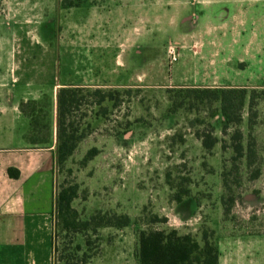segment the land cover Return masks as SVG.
<instances>
[{
    "label": "rangeland",
    "instance_id": "rangeland-1",
    "mask_svg": "<svg viewBox=\"0 0 264 264\" xmlns=\"http://www.w3.org/2000/svg\"><path fill=\"white\" fill-rule=\"evenodd\" d=\"M65 1L76 0H0V51L35 52L41 61L44 53L53 52L60 73L70 69L80 53L88 58L85 77L99 81L83 92L80 85L73 87L79 90L77 101L66 115L81 138L70 156L55 161L56 193L76 184L71 206L79 220L97 211L126 213L136 233L175 229L202 245L201 234L207 230L217 249V233L224 238L236 233L250 244V264H264V86L222 87L245 91L242 104L230 106L228 121L214 88L191 86L175 77L187 50V31L177 27L187 23L194 3L219 0H80L76 7H67ZM226 3L244 16L264 13V0ZM247 21L243 17L237 22ZM109 23L115 24L113 32L112 27L107 31ZM107 33L114 34L115 41H100L99 35ZM169 44L179 53L174 63L167 54ZM25 56L14 61L27 62ZM90 64L101 74H92ZM10 73H23V65ZM96 88L115 99L91 109L85 103ZM34 105L41 117L49 99L44 96ZM37 121L35 136L41 141L48 118ZM209 136L217 142L206 149L202 140ZM236 144L242 145L240 156ZM91 147L99 152L83 163ZM249 150L256 154L250 165ZM180 186H187L194 200L176 207L171 195ZM150 213L168 217L148 223ZM105 227L65 230L56 219L55 264H84L101 247Z\"/></svg>",
    "mask_w": 264,
    "mask_h": 264
},
{
    "label": "crops",
    "instance_id": "crops-1",
    "mask_svg": "<svg viewBox=\"0 0 264 264\" xmlns=\"http://www.w3.org/2000/svg\"><path fill=\"white\" fill-rule=\"evenodd\" d=\"M225 1L194 3L187 23L177 27L187 31L183 37L187 50L175 67V77L195 87L264 86V21L259 23L264 13L252 11L244 16L228 9ZM243 17L248 20L245 24L237 22ZM111 27L112 32L115 30V24L109 23L107 31ZM99 37L100 41H115L114 34ZM24 54L0 51V264H55L57 118H64L66 131L76 134L78 130L67 113L59 117L57 94L62 88L73 90L78 85L83 92L84 87L99 81L85 77L88 58L83 54H75L74 64L61 73L53 52L44 53L43 61L35 52ZM21 55L28 61H14ZM20 65L23 73H10ZM90 65L92 74H101ZM73 91L77 95L79 90ZM92 92L85 103L91 109L100 105L94 102ZM44 96L49 105L43 116L36 115L34 109L30 114L20 110L21 101L36 102ZM33 117L48 118L47 134L41 141L35 136L38 125H33ZM192 200L188 196L174 205ZM135 226L131 222L125 227H105L107 235L101 247L84 264H137ZM225 236L216 234L218 264H250L248 241L240 240L236 233Z\"/></svg>",
    "mask_w": 264,
    "mask_h": 264
},
{
    "label": "trees",
    "instance_id": "trees-1",
    "mask_svg": "<svg viewBox=\"0 0 264 264\" xmlns=\"http://www.w3.org/2000/svg\"><path fill=\"white\" fill-rule=\"evenodd\" d=\"M80 0L65 1L67 7L79 6ZM236 87L214 88V97L220 100L221 113L228 121L232 120L230 116V106L242 104L245 91L244 89L236 90ZM94 102L101 104L105 99L114 100L112 94L96 89L92 92ZM240 99L236 102L235 99ZM77 101L76 94L69 88H62L57 94V103L59 117H63L67 109L73 107ZM35 101H21L19 108L22 112L31 113L34 109ZM33 105V106H32ZM33 125L37 126V118H31ZM64 118H57V146L55 153V161L63 162L70 156L77 143L80 141V136H76L73 131L65 130L62 126ZM46 127V125L44 126ZM217 142L216 137L209 136L203 138L202 145L206 149H210ZM250 148V145H249ZM234 150L237 156L242 153V145L236 144ZM99 150L96 147H91L87 150L83 157V163L93 158ZM256 154L253 150H249L246 154L247 164L254 162ZM259 174L257 169L253 174L256 177ZM167 183L169 182L170 174L167 173ZM184 182H188L189 178H182ZM187 186H180L171 199L180 202L183 197L189 195ZM77 194V185L70 184L67 187H62L54 197V213L55 218L61 223V227L65 230H83L88 227L93 229L101 226L125 227L131 223V218L126 213H117L110 211H97L90 216L88 220H79L77 211L71 206V201ZM146 207L143 208V211ZM166 218L158 216L155 213H150L148 223L165 222ZM202 245L190 234H179L175 229H140L137 231V249L136 258L137 264H218V249L214 243L209 242V232L203 230L201 234Z\"/></svg>",
    "mask_w": 264,
    "mask_h": 264
},
{
    "label": "built area",
    "instance_id": "built-area-1",
    "mask_svg": "<svg viewBox=\"0 0 264 264\" xmlns=\"http://www.w3.org/2000/svg\"><path fill=\"white\" fill-rule=\"evenodd\" d=\"M167 54H168V57H170L169 61L170 62H173V61H176L178 56H179V53L178 51L176 50V46L174 44H169L168 47H167Z\"/></svg>",
    "mask_w": 264,
    "mask_h": 264
}]
</instances>
